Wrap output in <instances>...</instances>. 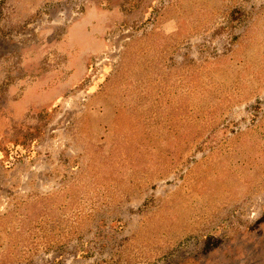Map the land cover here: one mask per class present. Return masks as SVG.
I'll list each match as a JSON object with an SVG mask.
<instances>
[{
    "label": "rangeland",
    "instance_id": "rangeland-1",
    "mask_svg": "<svg viewBox=\"0 0 264 264\" xmlns=\"http://www.w3.org/2000/svg\"><path fill=\"white\" fill-rule=\"evenodd\" d=\"M0 264H264V0H0Z\"/></svg>",
    "mask_w": 264,
    "mask_h": 264
}]
</instances>
